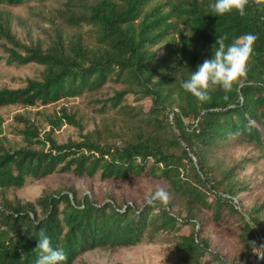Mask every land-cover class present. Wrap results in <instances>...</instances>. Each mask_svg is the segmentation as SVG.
<instances>
[{
  "label": "trees",
  "instance_id": "16d2710c",
  "mask_svg": "<svg viewBox=\"0 0 264 264\" xmlns=\"http://www.w3.org/2000/svg\"><path fill=\"white\" fill-rule=\"evenodd\" d=\"M210 2L60 0L55 19L73 33L62 34L54 20L46 40L30 44L0 10V66L42 67L21 87L1 88L0 109L54 107L52 115L42 114L47 132L30 115H15L9 127L0 117V264H35L41 229L52 247L64 251V264L89 251L155 243L165 246L172 264H257L259 258L264 264V195L239 178L247 163L264 162V0H247L244 16H216ZM245 33L256 40L246 76L228 102L219 89L200 103L181 88L211 57L216 37L227 44ZM108 85L119 88L102 95ZM78 97L94 107L92 129L77 108L59 105ZM64 125L77 139H56ZM241 146L254 148L258 157L227 163L220 156ZM53 176L151 180L169 199L137 205L112 194L82 197L74 188L34 202L9 198ZM247 193L254 198L249 204L242 198Z\"/></svg>",
  "mask_w": 264,
  "mask_h": 264
},
{
  "label": "rangeland",
  "instance_id": "374dc122",
  "mask_svg": "<svg viewBox=\"0 0 264 264\" xmlns=\"http://www.w3.org/2000/svg\"><path fill=\"white\" fill-rule=\"evenodd\" d=\"M58 1L60 0H52L42 5L26 4L18 8H9L0 5V10L4 13L5 17L9 18L12 31L19 39L26 44H30L46 40V31H52V29L56 28L51 27V23L56 20L54 11L60 8ZM56 23L62 34L73 33L70 28L61 24L58 19ZM41 70L42 67L36 64L17 69L3 62L0 66V89L19 88L26 79L37 77ZM118 88L119 87H114L113 85H108L103 89L102 95H113L115 89ZM128 99L132 102L133 97H129ZM59 105L77 108L86 116L89 128L92 129L94 127V107L89 105L84 97L63 101ZM150 106V101L144 103L146 109ZM53 112L54 107L46 109H24L18 106H10L0 109V117L4 119V127H9L13 125V117L15 115H30L33 118L39 119L45 132H47L50 127L45 123L42 114L52 115ZM8 137L12 139V136L9 135ZM56 139L60 143H63L67 142L69 139H77V134L74 128L64 125L59 131H56ZM220 156L225 158L227 163H233L234 161L242 162L245 159H256L258 157V152L252 147L241 146L230 151L222 152ZM239 173L240 179L245 178L253 185L255 194L262 193L264 195V162H259L257 164L252 163L250 166L247 163ZM158 187V183L151 180H142L137 183H101L88 179L73 180L68 177L53 176L48 179L29 183L23 189L12 192L9 198L12 199L16 197L24 202H34L44 193L61 189L64 190L65 188H74L77 194L82 197L88 195L102 198L106 194H112L117 201L125 198L129 199L131 203L141 205L145 201V197L150 195ZM242 198L247 204L254 199L248 193L243 194ZM228 251H230V247L224 250V252ZM74 264H172V262L165 252V246L155 243L142 244L129 249H120L116 252L106 250L89 251L80 256Z\"/></svg>",
  "mask_w": 264,
  "mask_h": 264
},
{
  "label": "clouds",
  "instance_id": "9594fccd",
  "mask_svg": "<svg viewBox=\"0 0 264 264\" xmlns=\"http://www.w3.org/2000/svg\"><path fill=\"white\" fill-rule=\"evenodd\" d=\"M246 4L247 0H211L209 9L216 16L233 11L239 16H244ZM225 39L222 36L216 37L211 57L198 64L196 70L189 73V78L181 83V88L200 103L208 102L211 99L210 92L216 89L224 93L223 100L228 102L229 93L246 76V67L253 52L256 36L245 33L227 44ZM227 106L234 107L231 103ZM168 199V192L164 188H157L145 197V204L153 205L156 202L167 204ZM36 241L34 252L38 255L35 264H64L66 260L64 251L51 246L50 238L43 229L40 230Z\"/></svg>",
  "mask_w": 264,
  "mask_h": 264
},
{
  "label": "water",
  "instance_id": "95a60500",
  "mask_svg": "<svg viewBox=\"0 0 264 264\" xmlns=\"http://www.w3.org/2000/svg\"><path fill=\"white\" fill-rule=\"evenodd\" d=\"M261 254H262V248L260 249V256ZM259 262H260V258L258 259L257 264H259Z\"/></svg>",
  "mask_w": 264,
  "mask_h": 264
}]
</instances>
